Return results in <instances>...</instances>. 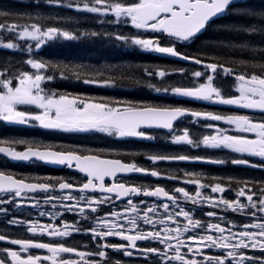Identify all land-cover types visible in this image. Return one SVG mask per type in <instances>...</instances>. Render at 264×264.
Segmentation results:
<instances>
[{"label": "snow or ice", "instance_id": "obj_1", "mask_svg": "<svg viewBox=\"0 0 264 264\" xmlns=\"http://www.w3.org/2000/svg\"><path fill=\"white\" fill-rule=\"evenodd\" d=\"M72 41L111 43L187 66L101 65L39 55L43 47ZM174 76L181 79L172 81ZM126 80L234 110L49 86L71 81L115 88ZM181 121L189 126L179 127ZM0 122L148 141L167 130L161 139L188 146L121 152L0 135L5 163L40 161L83 174L76 180L0 167V242L6 245L0 264H264V0L0 3ZM141 155L150 167L136 162ZM158 162L243 165L261 174L212 175L162 169ZM130 174L171 183L127 179Z\"/></svg>", "mask_w": 264, "mask_h": 264}, {"label": "trees", "instance_id": "obj_2", "mask_svg": "<svg viewBox=\"0 0 264 264\" xmlns=\"http://www.w3.org/2000/svg\"><path fill=\"white\" fill-rule=\"evenodd\" d=\"M9 0H0V3H8ZM259 2V0H256ZM211 35V30L205 34ZM39 55L45 58H61L71 59L76 63L85 62L92 64H120V65H147L153 63L168 64L172 66H187L184 62H179L170 58H162L158 54L140 53L129 48L114 47L111 43L91 42V41H72L52 44L43 47L39 51ZM123 70V69H122ZM134 76H139L138 72L131 73ZM172 81L181 79L179 76L170 78ZM155 82V81H154ZM51 87H56L70 93H84L89 95L98 96H111L119 99L128 100H147L153 103L175 104L188 103L179 101L173 97L165 96L151 92L146 88H141L133 85L130 81L119 83L115 88H101L93 85L78 84L71 81H54L50 84ZM3 131V130H2ZM3 135V134H0ZM131 145L136 146L137 152L144 151L145 149H162V146H153L143 144L140 142H132ZM217 169V168H215ZM221 171H230L233 176L243 177L244 174L260 175L259 172H254L247 169L240 168H223Z\"/></svg>", "mask_w": 264, "mask_h": 264}, {"label": "flooded vegetation", "instance_id": "obj_3", "mask_svg": "<svg viewBox=\"0 0 264 264\" xmlns=\"http://www.w3.org/2000/svg\"><path fill=\"white\" fill-rule=\"evenodd\" d=\"M199 105H201V104L198 103L197 106H199ZM227 111H230V110H227ZM224 126H226V125H224ZM46 136H48L46 138L47 140H53V141L56 140V138H54V134H49V133L47 134L46 133ZM101 138H102V140L107 139L103 136H101ZM94 139H96V140L89 141L86 143V145H88L90 148L94 147V149H104L103 148V145H104L103 141H101V139H99L97 136ZM98 140H100V141H98ZM113 140H116L119 142V138H114ZM132 142H133V140H128V141L123 140L121 144L125 145L124 143H127L128 147H123L122 150L118 147H113L112 144H111L112 148H106V149H115V150L121 151V152H136L134 145L130 144ZM146 144L150 145L149 143H146ZM154 146H157V145H154ZM148 148H150V147H148ZM148 148L145 149L144 151L147 152L149 150ZM161 150H163V151H178V150H169V149H161ZM207 151H208V154L215 155L214 150L213 151L207 150ZM197 154H199V153H197ZM136 162L139 164H142L144 166H149V167L151 166V162L148 161L144 156H140L138 159H136ZM159 163L161 164L162 162H158V164ZM182 164H185L188 168L190 167L191 169H195L198 171L203 170V171H205L209 174H212V175L221 174V173L231 174L230 171L227 172V171H221L220 170V169H223L226 167L247 169V170H251L254 172H258L257 170L246 168L243 165H213V164H204L202 162H170V163L165 162V165L170 167V168H175L177 166L181 167ZM0 167H7L9 170L15 171L17 173H22V174L31 173V174H39V175L66 176V177H71V178L76 179V180H79L81 178V176L83 175V174H79V173L75 172L74 170H69L65 167H49V166L42 165L41 163L36 162V161L30 162L28 164L11 163V162L5 163L4 158H0ZM160 168L166 169V167H160ZM215 168H217V169H215ZM252 175H256V174L255 173H252L249 175L244 174V176H252ZM126 178L132 179V180H137V181L142 180L144 182L153 183V184L157 183V182H159L161 184H170L171 183L170 181H166L163 179L157 181L156 178H152L150 176L136 175V174H130ZM181 186H183V185H181ZM67 217L70 219L71 214H67ZM73 235L76 239L83 240V237L80 234H73ZM110 240L112 242H118V238H110ZM3 246H6V245H0V247H3ZM125 259H127V258H125Z\"/></svg>", "mask_w": 264, "mask_h": 264}, {"label": "rangeland", "instance_id": "obj_4", "mask_svg": "<svg viewBox=\"0 0 264 264\" xmlns=\"http://www.w3.org/2000/svg\"><path fill=\"white\" fill-rule=\"evenodd\" d=\"M2 125H4V123L3 122H0ZM166 142V141H165Z\"/></svg>", "mask_w": 264, "mask_h": 264}, {"label": "water", "instance_id": "obj_5", "mask_svg": "<svg viewBox=\"0 0 264 264\" xmlns=\"http://www.w3.org/2000/svg\"><path fill=\"white\" fill-rule=\"evenodd\" d=\"M45 130V129H44ZM25 162H27V161H25Z\"/></svg>", "mask_w": 264, "mask_h": 264}]
</instances>
